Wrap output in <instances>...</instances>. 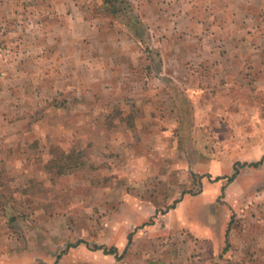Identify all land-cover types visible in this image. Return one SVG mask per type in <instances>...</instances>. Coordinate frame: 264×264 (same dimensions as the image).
I'll use <instances>...</instances> for the list:
<instances>
[{
    "label": "rangeland",
    "instance_id": "374dc122",
    "mask_svg": "<svg viewBox=\"0 0 264 264\" xmlns=\"http://www.w3.org/2000/svg\"><path fill=\"white\" fill-rule=\"evenodd\" d=\"M261 1L257 23L264 27ZM68 6L64 18L66 7L51 10V63L34 83V100H45L29 103L38 127L0 146V201L7 207L0 210V236H13L23 251V229L34 230L39 264H51L45 257L55 217L59 234L68 229L93 248L101 242L105 253L116 246L125 264L135 226H165L180 204L198 218L192 209L210 204L205 218L214 213L220 221L221 213L231 224L226 260L264 264L255 243L264 231V35L228 39L229 54L216 46L214 55L193 50L204 40L199 35L166 36L159 2L71 0ZM15 48L0 41V63L11 64ZM171 55L201 62L180 67L168 62ZM81 59L85 98H70L69 61ZM184 235L181 227L166 234L159 251Z\"/></svg>",
    "mask_w": 264,
    "mask_h": 264
},
{
    "label": "crops",
    "instance_id": "0c3cea01",
    "mask_svg": "<svg viewBox=\"0 0 264 264\" xmlns=\"http://www.w3.org/2000/svg\"><path fill=\"white\" fill-rule=\"evenodd\" d=\"M142 1L146 4L159 2L162 6V14L165 16L161 19L160 30L166 36L187 35L191 39L197 35L204 37L201 46L192 45L195 51L218 55V46L229 54L232 44L228 39L240 38L242 41L250 35H264L263 24L257 23V11L262 8L261 0ZM70 2L71 0H0V41L16 46L17 53V58L11 64L0 63V71H6L7 74L0 77V146L12 143L25 130L38 127L32 122L33 108L29 103L41 104L45 100L44 96L34 100L38 97V85L34 83L38 79L42 80L41 76L47 74L46 68L51 63V10L54 12L55 9L66 7L67 12L60 17H67L71 12L68 8ZM51 3L57 6L51 9ZM179 43H175V46L178 47ZM236 44L241 45L240 42ZM245 44L247 45L246 42ZM176 51L180 49L176 48ZM181 53L186 54L184 51ZM197 59L198 57L191 58L192 62L188 64L189 60L171 55L168 62L180 67H191L200 65L198 62L201 61H196ZM84 73L87 74L85 59L69 61L67 74L70 78L64 82H69L66 91L70 98H85L82 95L86 85ZM75 88L78 89V95ZM180 205L181 208L178 205L169 211L165 226L162 221H157L155 226L137 229L135 226L130 230L134 234L131 232L129 237L132 239L134 236V239L125 264H145L149 261L158 264H226V259H231V253L224 249L226 232L231 228L230 221H226L221 213L220 221H216L217 215L214 216V213L212 219L205 218V209L208 211L210 204H198L193 208L194 215L197 213L198 216L193 219L188 216L189 209L184 208V204ZM2 208L7 207L5 202L0 201V210ZM63 221L67 224L66 218ZM180 227L184 228L185 235L178 236L171 245L166 246L168 248L159 251L158 242L166 234L179 231ZM23 231L21 238L26 243L23 251L16 248V238L13 236H0V264H39V235L34 230ZM59 231L56 218H51V254L45 257L51 264H124V260L117 257L116 246L112 248L113 253H105L101 242L96 241L98 246L93 248L84 240L75 241L68 229L62 232L63 235ZM255 239V243L262 247L258 255L264 259V231L257 233ZM3 242L7 247L2 245ZM244 244L247 245L248 242L244 241ZM246 245L244 251L248 249ZM240 254L246 256V253ZM190 255L196 258L194 262H189Z\"/></svg>",
    "mask_w": 264,
    "mask_h": 264
}]
</instances>
